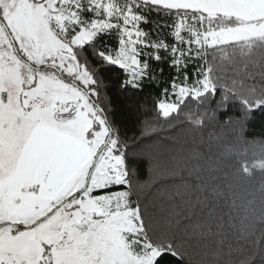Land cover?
Listing matches in <instances>:
<instances>
[{"label":"trees","instance_id":"obj_1","mask_svg":"<svg viewBox=\"0 0 264 264\" xmlns=\"http://www.w3.org/2000/svg\"><path fill=\"white\" fill-rule=\"evenodd\" d=\"M115 1L139 20L140 73L112 59L118 28L98 32L72 56L90 77L82 86L110 133L104 149L122 160V182L91 195L124 193L139 226L130 236L135 251H158L153 264H264V36L198 49L191 28L243 22ZM79 5L82 21L65 38L92 20L90 0ZM161 102L176 108L163 115Z\"/></svg>","mask_w":264,"mask_h":264},{"label":"rangeland","instance_id":"obj_2","mask_svg":"<svg viewBox=\"0 0 264 264\" xmlns=\"http://www.w3.org/2000/svg\"><path fill=\"white\" fill-rule=\"evenodd\" d=\"M80 3L0 0V184L7 176L13 181L6 191L12 197L0 201V264H153L159 255L146 245L141 254L135 251L130 236L138 221L123 192L91 195L122 182V163L117 170L111 166L119 157L104 149L110 135L83 87L90 77L72 57L75 48L98 32L118 28L120 43L112 59L139 74V20L129 5L90 0L92 20L65 38L68 27L82 21ZM184 27L179 25L178 32ZM189 32L199 49L264 36V20ZM63 73L73 80L64 81ZM186 93L178 90V98ZM159 106L163 115L176 108L164 102ZM96 124L98 131L92 129ZM36 131L41 141L34 140ZM42 141L43 147H37ZM33 143L43 161L40 169L26 151ZM21 163L29 167L19 175ZM39 171L44 178L35 183Z\"/></svg>","mask_w":264,"mask_h":264},{"label":"crops","instance_id":"obj_3","mask_svg":"<svg viewBox=\"0 0 264 264\" xmlns=\"http://www.w3.org/2000/svg\"><path fill=\"white\" fill-rule=\"evenodd\" d=\"M145 1L153 2L158 5H162L168 8L178 9L181 11L202 12L208 15L220 14L225 16H233L238 20H240L241 22L264 20V0H145ZM36 132L37 134L35 135L34 140L36 139L39 140L40 137L42 138L41 133L38 131ZM43 144L44 142L42 141L41 143L37 144V147L38 145L43 147ZM32 145L33 146H31V144L27 146L28 148H26L27 149L26 151H28L27 153L31 151L30 152L31 155L35 157L32 160L34 162L33 164H36V167L40 169V166H42L43 161H41V157L39 153L35 155V153L39 151L37 150L34 152L33 151L34 143ZM28 165L29 164L27 163L19 164V166H17L16 173L18 172L20 175L24 169L29 167ZM38 173H40V171L37 172L36 175L37 182L35 183H38L39 180H43L42 178H44V177L41 178ZM3 179L4 181L2 182L4 183L1 182L2 184H0V201L1 198L4 201V199H8L12 197L11 195L6 193V191L13 188V185L10 186V183L7 184L8 182H13L11 176H7ZM53 179L57 180L56 178ZM51 183L54 184V181L52 180ZM18 190L21 191V187H18ZM7 203L9 205L11 201H8ZM33 216L36 217L35 215Z\"/></svg>","mask_w":264,"mask_h":264},{"label":"water","instance_id":"obj_4","mask_svg":"<svg viewBox=\"0 0 264 264\" xmlns=\"http://www.w3.org/2000/svg\"><path fill=\"white\" fill-rule=\"evenodd\" d=\"M10 40H11V42H12V39L10 38ZM57 73L59 74V72L57 71ZM60 75V74H59ZM109 135H110V133H109ZM108 139H109V137H108ZM108 142V140L106 141V143ZM105 143V144H106ZM97 155L98 154H96V157H97ZM121 159H114L113 161H112V163H111V166L114 168V170H117V167L118 166H120L121 165Z\"/></svg>","mask_w":264,"mask_h":264}]
</instances>
